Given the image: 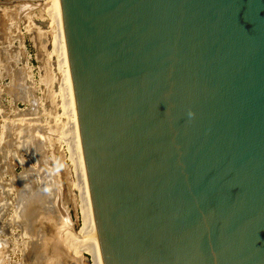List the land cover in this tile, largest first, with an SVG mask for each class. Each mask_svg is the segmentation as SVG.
<instances>
[{"label":"water","instance_id":"water-1","mask_svg":"<svg viewBox=\"0 0 264 264\" xmlns=\"http://www.w3.org/2000/svg\"><path fill=\"white\" fill-rule=\"evenodd\" d=\"M58 5L102 263L264 264V0Z\"/></svg>","mask_w":264,"mask_h":264},{"label":"rangeland","instance_id":"rangeland-1","mask_svg":"<svg viewBox=\"0 0 264 264\" xmlns=\"http://www.w3.org/2000/svg\"><path fill=\"white\" fill-rule=\"evenodd\" d=\"M47 8L46 0H0V264L55 262L46 254V240L35 238L51 235L53 225L41 219L25 236L29 218L22 206L28 197L32 207L45 200V213L57 227H68L65 216L76 230L83 226V173L66 65ZM58 196L63 215L56 209ZM87 232L82 229L84 238L77 240L64 232V243L80 250L81 264H96ZM32 238L34 251L26 254Z\"/></svg>","mask_w":264,"mask_h":264},{"label":"bare ground","instance_id":"bare-ground-1","mask_svg":"<svg viewBox=\"0 0 264 264\" xmlns=\"http://www.w3.org/2000/svg\"><path fill=\"white\" fill-rule=\"evenodd\" d=\"M46 1H47V6H48V8H47L48 17L52 18V21H53V23L55 25V29L54 30H56V32L55 31L54 32H55L56 38H58V42L57 43L61 44V48H62L61 52L63 54L64 64L66 65V77H67V85L66 86L68 88V98H69V105H70L69 107H70L71 112L73 114V122H72V126H73V129H74V136H73L74 138H73V140H74V142H75V144L77 146L76 148H77V150L79 152V158H80L79 161H81V166H82L83 176H81V177L83 178L84 194H85V198L83 197L84 200H85V202H84L85 205L83 204V206H82V215H83L82 216V219H83L82 220L83 221V226H82L83 228L82 229L85 232H86V230L89 232V237H88L89 241L87 240V237H86V240L88 241V243H87V244H89L88 248H89L90 253L93 256L96 264H103L102 263L101 254H100L99 245H98V241H97V236H96V228H95V224H94L93 211H92V206H91V201H90V194H89L87 175H86L84 161H83V157H82V149H81V146H80V137H79L78 123H77L76 109H75V104H74L72 84H71V79H70V71H69L68 59H67V54H66V49H65V43H64V38H63L62 26H61V19H60L58 0H46ZM74 148H75V145H74ZM79 174H81V173H79ZM26 196H29V195L26 194ZM26 198L27 197H25V199ZM29 198L30 197H28V201L26 203V206H22L23 207L22 210H24V211H26V209H27L26 207L31 203L30 201L33 200L32 199L33 197L31 199H29ZM17 220H19V219H17ZM15 221H16V219H15ZM16 223H18V222H16ZM26 223L28 224V219H27ZM26 227L28 228V232L27 233L25 232L26 233L25 236H27L28 239H29L30 236H28V235L30 233H32V232L30 231L28 225H26ZM90 233H91V235H90ZM35 238H32L33 239V240L31 239L32 241H28V245H27V248H26V254L27 253L29 254L30 252L32 253L34 251L33 247H35L36 244H33V243L36 242Z\"/></svg>","mask_w":264,"mask_h":264},{"label":"flooded vegetation","instance_id":"flooded-vegetation-1","mask_svg":"<svg viewBox=\"0 0 264 264\" xmlns=\"http://www.w3.org/2000/svg\"><path fill=\"white\" fill-rule=\"evenodd\" d=\"M49 246H52V245H49ZM48 248H49V247H48ZM49 250H50V249H49ZM49 250H48V251H49Z\"/></svg>","mask_w":264,"mask_h":264}]
</instances>
